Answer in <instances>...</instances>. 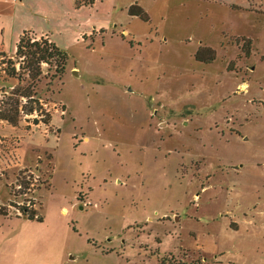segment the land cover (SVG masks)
<instances>
[{
  "label": "rangeland",
  "instance_id": "374dc122",
  "mask_svg": "<svg viewBox=\"0 0 264 264\" xmlns=\"http://www.w3.org/2000/svg\"><path fill=\"white\" fill-rule=\"evenodd\" d=\"M80 2L0 0V100L24 31L67 55L0 122V264H264V0Z\"/></svg>",
  "mask_w": 264,
  "mask_h": 264
},
{
  "label": "trees",
  "instance_id": "16d2710c",
  "mask_svg": "<svg viewBox=\"0 0 264 264\" xmlns=\"http://www.w3.org/2000/svg\"><path fill=\"white\" fill-rule=\"evenodd\" d=\"M80 3L87 6L93 4L94 0H81ZM129 14L142 19H146L147 17L146 13L138 5L131 6ZM34 37L39 36L32 32L24 31L15 49V57L19 65L22 64L25 59L32 65L34 69L32 74L33 85L31 84L32 86L26 87L17 86V88H13L10 93V102H3L0 100V122L5 121L14 126L17 125L20 121V103L22 99H35L34 101H39V99L46 97L47 94L44 93L39 85L46 81L47 77L41 75L39 64H54L56 67L55 75L49 78L51 79L49 83H46L48 86H52L55 82L57 83L65 72L66 53L58 48L48 36H43L44 38H40V40ZM15 66L14 64L12 70L5 71L7 76L11 78L18 76V71ZM59 91L60 89H50L49 92H51V95L49 96H53L56 100L55 94L57 92L59 93Z\"/></svg>",
  "mask_w": 264,
  "mask_h": 264
},
{
  "label": "crops",
  "instance_id": "0c3cea01",
  "mask_svg": "<svg viewBox=\"0 0 264 264\" xmlns=\"http://www.w3.org/2000/svg\"><path fill=\"white\" fill-rule=\"evenodd\" d=\"M3 5H4V3L5 2H1ZM27 31V30H26ZM29 32H32V33H34V34H36L37 36H39V37H43V35H41V33H39V32H36V31H33V30H28ZM45 36H48V35H45Z\"/></svg>",
  "mask_w": 264,
  "mask_h": 264
},
{
  "label": "water",
  "instance_id": "95a60500",
  "mask_svg": "<svg viewBox=\"0 0 264 264\" xmlns=\"http://www.w3.org/2000/svg\"><path fill=\"white\" fill-rule=\"evenodd\" d=\"M164 125H162L161 127H163Z\"/></svg>",
  "mask_w": 264,
  "mask_h": 264
}]
</instances>
